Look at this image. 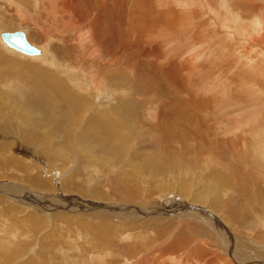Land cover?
I'll return each instance as SVG.
<instances>
[{"label": "rangeland", "instance_id": "374dc122", "mask_svg": "<svg viewBox=\"0 0 264 264\" xmlns=\"http://www.w3.org/2000/svg\"><path fill=\"white\" fill-rule=\"evenodd\" d=\"M63 1L64 2H62V0H58L56 2L54 1L52 2L51 0H34V2L32 1L30 3L31 8L29 9L26 8L24 5H20L22 14H18V12L16 11L14 13L12 12L7 13L5 14V16L2 15L5 18H7L8 25L4 29L0 28V33L5 32V31L13 32L17 30H22L26 33L27 40L31 44L36 45L37 47H41L46 41V39L49 37L50 40L48 43L47 50H48L49 56L51 57V60H52L51 62H53L54 65L53 64L45 65V67L52 69V72H55L56 70L57 74H51V75H57L59 78H62V77L68 78L69 76H75L78 68H77L76 63L74 64L75 68L71 69V71L66 72V71H63V67L60 68L62 63H59V61L63 62V58H64V53H62L61 46H63L66 43V39L68 38V35H71V36L77 35L78 30L80 31L81 29L86 30L87 25L90 23V21L93 20L92 17L98 16V19L96 20L97 22L96 27L99 32V35L95 33V35H97L96 36L97 38L92 39L93 42L90 44V49L88 48V46H86L83 48V51L85 52L87 51V54H91L92 52H95L97 47H100V50H101V52L99 53L100 55H98L95 58V61L90 66H89L90 60H89V57L87 56L86 64L81 65V66H85V68L90 67L89 69H91L94 65L95 68L94 67L92 68V71L94 72H96L98 68L101 69V68L106 67L108 73L111 74V81L109 85L105 87L103 86L104 91L102 90L101 93H98V94L90 93L89 94V90H87L86 88L85 89L88 92H86V90H84L86 93L82 92L84 89V86L82 84L81 86L80 84H78L81 81L80 79H78V77H74L70 79L68 83L72 87V89L75 91V94L77 96L76 100L78 101L77 108L79 109L78 110L79 114L75 117L74 115L67 114L70 117H68V120L64 121L66 117L65 111L70 112V109L67 108L68 104L65 102L67 98L66 96L68 94L66 89L64 87H57L54 85H52V87L45 86L42 83V80H43V76H41L42 74L39 72L38 69H35V68L33 69V67L28 66V67H25V69L18 70V71H17V68L13 69L11 66H9V64L12 61L14 62L18 61L21 63V65H23L25 64V62H27V59L30 57H25V56L21 57V55H18V54L22 52H19L14 49L16 52L12 53L13 48L12 47L7 48V50L11 51V52H8L10 53L11 58L14 56L13 57L14 60L12 59L11 61V59H7L8 54L5 53L7 54L4 57L5 60L0 59V68L3 69V70L0 69V72H1L0 74L3 77L6 74L5 77L7 78L8 75H12V74H9L10 72L12 73L19 72L18 74H22L23 77L26 75L25 76L26 79L21 80V78L13 75L11 76L13 78L10 77L11 81L9 82V81L4 80L3 78L2 79L0 78L1 80H4L5 84L11 83V85H6V86L5 84H3L4 86L0 85V91H5L6 93L8 92L7 95L9 99L8 102L4 103L3 105V107L5 106L4 114L0 115V129L2 126H8L4 128V131L2 130L0 131V143H3V144L5 143V145L8 146L7 151L3 150V147H0V174H1L0 176V194L1 195L0 196H3V201H4V203H2L3 201L0 200V205L4 204L6 206V207L1 206L0 209L2 210V208L3 209L5 208L6 214L7 215L9 214L10 216L12 215V212L14 211V210L12 211L10 207L19 205L20 210H24V211H19L18 212L19 214L17 216L19 219L22 220L23 224L21 227L25 229V227L27 228L28 225L31 226L29 224V221L33 215L42 216V213L40 210H43L44 206L45 208L52 207V211L50 213H53V212L60 213V214L61 213L64 214L66 212L70 213L69 210L63 207L64 202L62 203L60 199L62 198L60 196L61 192L69 197L80 196L86 199L87 201L89 200L92 203V205L88 209L87 207L82 208L80 211V214L84 215L86 214V212L89 215L91 214L90 216L87 215L88 217H84V219L90 223L89 225L91 228L86 229V230L79 229L81 230V232H79L77 235L78 243L76 241L71 242L72 246L69 247L68 245V248H66L64 252V255H67V256L73 255L72 257H75L74 258L75 260H77L76 259L77 255L79 257H82L84 260H89V258H86V256L84 257L85 255L84 252H83L84 255L83 253H80V249H82L80 246L81 245L80 243L82 239L86 238V237H83V233L86 236H88V233L90 231L97 232L102 229V226L100 225L102 221L99 218V214L105 213L108 210H110L109 207L112 208V206H109V203L115 204L113 205V208H115L114 211H117L118 213L123 211V209L119 206L120 205L123 207L125 206L124 207L125 211L122 212L120 215H118L115 218L113 217L114 218L113 219L112 218L113 214H110L112 216H109V219L103 221L105 223L110 224L114 228V232L116 231L115 233L120 234L123 237H125V235L123 234V232H121L120 227H118L120 222H122L121 223L122 226L121 225L119 226H121L123 229H129V228L131 229L135 228V229H140V230L143 229L142 231L144 232H146L147 229L148 230L158 229L163 226H165L167 229L171 222L167 220L166 218H169V217L171 218L174 215H176L170 212L171 209H173V212L178 213L181 211V214L187 216V218H189V216L191 217L190 221L186 220L188 223V228L184 225L179 226L178 229L175 231L176 235L180 233H184V229H188V231L192 233L193 236L196 235V239L202 238V237L205 238L206 235H209V233H211V231L206 230V228L203 227V224L201 223V221L196 220L193 214H190L188 211H185L186 209H184L183 207L184 205L182 203L186 202V205H185L186 208L188 207L192 209L197 208L198 214L205 216L207 218L206 221H209V219L211 218V215H210L212 213L211 211H214V213L217 215V218L214 221H211L213 223V224L211 223L213 229L214 228L222 229L223 224H224L223 222L227 223L228 224L227 228H230L231 232L234 235L239 234L241 237L243 236L245 237V240H243L244 247L246 248L247 252L251 256L252 255L256 256L259 259L263 257L264 256V232L258 233L260 230H263V229H260L255 234L253 233V236H252V233L250 235L245 234L247 233V230H248L247 227L245 228L244 231L238 230L241 226L252 221L251 214L245 215L241 219V220H244V222L237 226L234 225L233 223L229 225V223L225 219V216L228 214V212L231 210L232 207L234 208L233 213H246L248 211H251L252 199H253L252 191L254 190L252 189L253 180H256L258 182L259 188L262 189V192L264 191V130H260V128L256 126L258 124L257 123L258 117L255 113V110H252L253 103H258L257 107L260 106L259 104L264 105V102L262 101V99L257 97V94H256L257 92L255 90L253 91L252 89V87H255L258 89V87L254 85V82L252 81V68H253V64L256 59V56L252 55V53L255 55L256 54L261 55L258 63L264 69V52H262L263 50L262 48L261 50H259L258 47L257 48L253 47L252 42L251 41L249 42V40H247L248 38H253V36L260 34L264 29L263 28L264 26V0H95L97 3L95 4V1H94L93 3L94 6L92 5V9H91L90 4L86 5L87 0L86 1L85 0L84 1L74 0L77 6L76 11L78 12V14H73V18L82 22L83 25H79L78 23H76L74 27H77V28L74 29L73 31H71L73 26H71L70 24H69L70 26L67 25L68 21L66 22V20L69 19V18L67 19V17H69V14L66 13L68 11L66 10V8L69 9L68 8L69 1H73V0H68V1L63 0ZM6 2L7 0H0V4H1L0 9H3L4 6L7 5ZM105 2L108 4H106ZM39 3L41 4V6L39 5ZM42 4L44 5L46 9H44ZM132 11H134L135 14ZM136 11L138 12L136 13ZM141 12H144L146 16L143 15L144 13L141 14ZM167 12H170V13L172 12L173 14L171 13L169 16ZM47 13H50L51 15L49 14L48 16ZM138 13L139 15L137 16ZM151 13L154 15H152ZM64 14L67 16L65 17ZM88 15L89 17H87ZM124 15L126 18L124 17V19H121V17L123 18ZM132 15L133 17H135L134 18L135 20L132 19L133 18ZM173 15L174 16L176 15L175 16L176 18H174ZM178 15H180V17ZM165 17L166 19H164ZM137 18H139L138 22L136 21ZM169 18L171 20H168ZM149 19L150 20L156 19L154 26L152 27L150 26L148 27V25L146 26V24L150 22ZM144 21L145 22L148 21V22L144 23ZM168 21H170V25ZM133 22L136 25H134V27L132 28L131 24ZM116 23L118 26L119 25H124V26L114 27ZM138 23H139V26H138ZM161 23H163L162 26L164 28H162ZM256 23H258L259 26H257ZM140 25L142 27L146 26V30L144 31V33L141 34V37L140 35H138L139 32H137L135 28V27H141ZM167 25H169L170 28H167L168 27ZM185 30L186 32L189 30V33L188 32L186 33ZM127 31H130V32H127ZM231 31L234 32L235 34L234 36H236V38L232 37L229 34ZM56 34L59 35V38H57L56 36L53 37V35H56ZM82 35H83V31L80 33V37L78 39H81ZM160 35L162 37H160ZM0 40H1V34H0ZM0 42H1L2 47L5 48L6 47L5 44H2V41ZM70 43L72 42L70 41ZM244 46L250 52L247 59L241 56L240 51H239L240 48H243ZM2 47L0 50H2ZM258 51L261 53L259 54ZM25 55H28V54H25ZM80 56L82 58L84 57V54L82 53V51H81ZM125 61L126 63H124ZM186 61L190 62L191 69L193 65L196 66L194 71L190 69L187 71V69L181 65L183 62H186ZM38 62H41L40 59ZM111 63H114L115 65L112 67L113 64ZM129 63L130 65L132 64V67L128 66ZM171 64L174 65L173 66L174 69L171 66ZM151 65L153 68L151 67ZM176 67L178 68L179 72L176 70L177 69ZM35 70L42 80L39 79V77L36 74H34ZM172 71L174 74L172 73ZM2 72H4V74ZM236 75H238L237 77L238 81L237 82L235 81L236 82L235 85L233 84L229 85V83H233V81L237 79ZM232 77L234 78L233 80H231ZM76 79H78L79 81ZM165 79L167 82L165 81ZM15 81H20V82L23 81L22 82L23 84L20 83L19 84L20 86L18 85L17 87L15 84ZM245 81L246 82L248 81V82L245 83ZM34 82L41 85L39 87L42 89V91L46 95V97L43 99L44 101L50 100L52 103L63 104V105H60L61 106L60 109H56V111L62 110L65 113L64 117L63 115H59V117L58 115L56 116L57 121L59 120L58 123H54V124H58V131L56 133L52 132L53 128L47 121H45V124H46V129H45L44 125L42 124V121H40L41 120L40 118L37 119V117H34V119L35 120L37 119L38 122L37 121L33 122L32 117L26 116L25 118H23L22 115H17L19 109L21 108V105L19 101L17 100V97H18L16 95L18 93L17 91L34 89L35 87ZM73 82H74V85H73ZM31 84L33 85V87ZM75 84H78L79 86L77 85L75 86ZM69 85H68V89L72 90L69 87ZM97 85L98 87H100L101 82H98ZM161 85L163 86L162 90H160ZM39 87H35V88L38 89ZM146 88L148 90V93H146L145 96H140L141 98L139 99L131 97V96L129 97V95L125 93L126 90H129V89H132L133 91L141 90L140 92H143L144 89ZM57 89H58V92L60 91L59 95H56ZM11 91L12 92L14 91L13 94ZM116 93L118 94L119 99L116 97L117 96ZM80 97L83 99L80 100L79 99ZM114 97H116L117 99L114 100L115 99ZM161 98L163 99V101ZM147 99L149 102L152 100V102H154L153 104L159 107L158 108L156 106L158 113L156 112L157 114L155 113V115H151L152 119H149L150 117H148L146 119L147 121H145L144 119L145 116L141 115L140 113L139 114L141 117H139V114L135 117L129 113L128 108L126 107V105L131 106L129 104L136 105L135 108L133 109H136L138 107L140 112L142 113L149 111L144 108V104H145L144 100H147ZM169 100H171L172 102ZM149 102L148 103L146 102V104H148L147 106H150L149 104H152ZM164 103L165 105H163ZM94 104H96V106H102L103 108H105V110H103L101 107H100L101 109H97ZM91 105H94V106H91ZM121 105H124V107ZM161 105H163L164 107L166 106V107L164 108L165 113L160 115ZM111 106L117 109L119 113L123 112L122 114L124 115H122V119L123 118L127 119L129 117L132 121L128 119V120H125L126 121L125 122L124 119L122 120L120 116H119L120 119L117 118L118 116L116 115L117 114L115 112L116 110L114 111L112 108H110ZM182 106H184L185 107L184 109L185 110L187 109L188 112L193 111V116L190 119V127H191L190 129H192V132L190 133L189 131L188 138H187V141L185 142L186 143L185 145H183L181 142L182 140H180L179 143L176 144L175 148L169 151L170 152L169 153L168 151H165L160 148V144L164 140V135L160 136V134L158 133L159 137L154 136L157 134L156 129H155L156 122H157V127H158L160 123L158 121L162 120L163 124H166V129L168 127L167 124L171 123L173 125L172 129L175 130L176 127L174 126L175 124L176 125L179 124L180 118L178 115L174 116V113L176 112L177 107L181 108ZM119 107L122 108L123 110L126 109V112L128 114L122 111V109L120 110ZM13 108L15 111H13ZM212 108H213V111H212ZM31 109L32 108L30 107V110L26 112L29 113V115L31 113L35 114L34 113L35 111ZM41 109L42 108H40V110ZM100 110H102V112ZM105 111L106 112L108 111V113L110 114L105 115L104 114L106 113ZM161 111L164 112L163 107ZM173 111L174 113H172ZM1 113L2 112H0V114ZM86 113L88 116H86ZM60 116L63 118H61ZM84 116L87 118H85ZM89 118L95 119V121L97 122L102 121V123L104 124H106L108 121V123L106 124L107 127H109L108 124H110L109 122L112 120V123L118 124L119 126L121 125L120 129L121 128L124 129V134L128 132L127 133L128 136L126 139L128 140L130 139L129 142L131 144L128 143L130 145H126V144L122 145V148H124V149L121 148L123 153L120 159L122 158L121 159L122 161L118 159L116 160V157L112 156L111 149H109L110 151L107 150L105 152L104 150L105 147L102 145L101 142L99 144L93 143L94 145L93 146L92 143L90 144L88 142H87L88 143L87 145L85 140L82 139V133L87 128V123H88ZM204 121H206V123L207 122L209 123V126L211 128L210 134H207L208 131L205 130L206 126L203 125ZM60 123L62 124L64 123L63 128L61 127ZM153 123H155V126L152 127ZM111 125L113 126V124ZM65 127L66 129L68 128L69 130L68 129L66 130ZM232 127L236 128L237 132L231 129ZM131 128H136L139 131H143V133L145 134L144 138L145 137L147 138V139L145 138L146 140L143 138L146 147H142V146L140 147L139 141L136 140L137 141L136 142L135 140H133L136 138H134L133 135L130 134L132 132V131H129L131 130ZM149 134L151 136L150 138L152 139V141L149 140L150 139ZM42 135L51 136V140L49 137H48V141L45 140L44 138L46 137H43ZM120 135H121V131H120L119 136ZM236 135H240V136L236 137ZM68 138H71V139L68 140ZM10 139L14 142V144ZM63 141L65 143H72V144L71 146H66L63 143ZM133 141L136 142V145H135V142ZM57 144H63L67 147V150L70 149L74 155L73 156L74 159L66 158V161L63 162L62 161L63 156L59 155L60 160H61L60 161L55 151V146ZM85 145L88 147H83ZM127 146L128 147L130 146L129 149ZM168 147L169 146L165 148L168 150L169 149ZM17 148L20 149L18 150V152L16 151ZM137 148H139L138 149L139 151L137 150ZM152 148H156L157 150H153ZM174 149L179 150V152L175 151ZM182 149H184V151L187 152L186 153L187 155L185 154V152L183 153L184 155L182 153H181L182 155L179 154L182 151ZM137 152L139 153V156ZM90 153L93 155H97L98 153H100L99 156L102 158L104 155V158H107L105 160L106 163H109V164H107L105 168L99 169V172H98V168L101 167L102 163L99 164L98 162H95L91 159L89 160V162H91L90 164L94 166V168L92 169V167H89V163L85 162L84 160V157H88ZM151 154L152 155L157 154V156L154 158L152 157ZM161 154H164V155L161 156ZM145 156H148V158L151 156L152 158L150 157V161L158 162L160 163V165L164 166L163 173L160 174L157 171H154V170L152 171V170H148L147 168H145L144 163L147 159L145 158ZM14 157L15 158L17 157L16 159L22 162H24L25 160L24 163L25 165H27V167L25 168L23 172L19 171L16 174L15 173L16 170H14L15 166L12 164L14 166L12 167L11 164H9L10 158L13 159ZM163 157H164V160L162 161ZM153 159H156V160H153ZM118 161L120 163H123V165L120 164ZM172 162L174 165L171 164ZM111 163H118V164L114 166L113 168H110L111 166L109 165H112ZM132 164L134 165L132 166ZM125 166H128V167H125ZM177 166H179V168L176 169ZM132 167L133 168L135 167L134 168L135 170ZM180 167H182V169ZM120 168L121 169L127 168L126 170L132 171L133 175L131 178L134 183L133 182L131 183L130 190L134 188L138 191V195L134 194L136 198H131V197L123 198L122 193L119 194V192L115 191L118 189L116 188L114 183H110L112 176L114 174L120 173V172L118 173V170H120ZM17 169L21 170V168H17ZM52 170H55L54 173H56V175L58 173V176H54L56 179L52 177V173H51ZM15 174L17 178L13 179L12 176H15ZM71 176L73 178H71ZM34 177H40V179L44 182L43 185L44 186L47 185L48 188L42 189L41 187L33 186L31 180ZM107 177L110 179V181L107 180ZM169 177H171V179ZM160 178L161 180L159 181L156 180ZM75 179H77L78 182H75L74 181ZM80 180L81 182H79ZM224 180L229 181V182H225ZM8 181L9 182L11 181V182L9 183ZM160 181L161 182L165 181L166 185L164 184L165 182L162 185H159L161 183ZM147 182H149L150 184ZM75 183H78L79 185H82L83 187H85L84 189L85 191L87 190L88 193L92 191V188L95 189V188L103 187L102 189L103 194H105L107 197L106 198L100 197V199H98L96 198V196L99 194H96L95 191H94V194L90 192L89 195L85 196L81 192L77 191L76 189L67 187L68 185L73 186ZM215 183L217 185H215ZM228 183H232V184H228ZM6 184L8 185L13 184V186L14 185L16 186L12 187V189L11 188L8 189L9 186ZM18 184L22 186L24 185V186L22 187V186H19ZM50 186H52L51 189H50ZM246 187H248L250 190V193L248 196H246L244 193L240 191V190H245ZM235 188H236V192L234 193L232 192V189L235 190ZM29 190L31 191L34 190V192L32 191L33 195L31 193H30L31 196L27 194ZM35 190L38 191V193L40 192L43 193L42 195L45 196L43 197L45 199L38 198L39 196L37 193H35L36 192ZM22 191H24L25 193ZM23 194L25 195V198H23ZM15 197H16V201H15ZM197 197L200 198L201 200L196 201L195 199ZM8 199L10 200L8 201ZM50 199L53 201L55 200L56 202H53ZM216 199L220 200L219 204H216L214 202ZM14 201H15V204H14ZM49 201L55 205H52ZM11 202L14 205H12ZM190 204L192 206H190ZM136 206L141 207L143 209H145L147 206L151 208L152 211L155 210V212L147 211L148 214H144L145 211L141 209L140 210L141 214H144V215L137 216L138 219H135L134 215H136L137 212L140 213L139 211L135 209ZM202 206L203 208H201ZM67 207L69 206L67 205ZM214 207H215V210L213 209ZM220 207H223L224 211L220 210ZM120 209L122 210L119 211ZM208 209L211 210L209 211L210 214L207 213ZM188 213H189V216L187 215ZM95 214H98V215H95ZM101 215H104V214H101ZM129 218L130 220L131 218H134V219L133 221H130ZM52 220H53V214H52ZM96 220H98L99 222H97ZM131 222H133V224ZM5 223L6 225L3 231H1L2 224L0 223V231H1L0 235L7 234L8 238L4 243H0V247L10 246L12 243L16 242L18 239L21 241H25V245L23 248H27L26 249L27 252L22 253L21 255L17 256L18 258H16V260L13 261V264H18L19 262H22L23 260L29 258L30 256H33L34 261L39 263L40 261L39 254H36L33 251L38 250L40 237L43 236L42 233L47 234L48 231L51 232L52 228H50L49 226L46 229H41L40 230L41 232H37L39 234H37V236L35 237L34 243L31 244L33 234H31L30 231L26 232L24 230L25 232L23 231V233H20L18 230H14V229L12 230L10 228V219H8V221H5ZM49 223H51V220H49ZM92 224H96V225L93 226ZM172 225H177V224H172ZM74 226L76 229L78 226V223H75ZM167 230H170V228H168ZM16 233L18 235H15ZM15 237H17V239ZM134 237L139 238L136 236ZM247 237H250V238H247ZM49 238H50V235H48V240ZM119 241L122 242V237H120ZM120 242L118 243L119 245L115 244V246L109 245L108 247H106L109 250H114L117 252V253L115 252L116 258L114 257L115 255H113L112 258H110L109 260H106V261H109V263L111 264L112 263L116 264L117 262L118 264H120L123 262L122 261L123 258H120L122 256L120 254V249L122 248L118 247L121 244ZM76 244L79 245L80 248H78L79 246L73 247ZM192 248L195 250L194 245H192ZM76 249L78 250V252L76 251ZM137 249H140V248H137ZM71 250L73 253L70 252ZM29 251L32 253H30ZM191 253L192 251L190 250L187 253H181V255L186 257V256H189ZM63 256L60 258L66 259L67 261L71 262L70 257H68L67 259V257L65 256L63 257ZM202 260L203 259L199 257L197 258L196 262H191L188 264H194V263L195 264H208V263H202ZM176 261L177 259L175 260V262ZM89 262H91V264H97L96 262H93L92 260L88 261L87 263L89 264ZM203 262H205V260H203ZM10 264H12V262ZM66 264H72V263H66Z\"/></svg>", "mask_w": 264, "mask_h": 264}, {"label": "bare ground", "instance_id": "6f19581e", "mask_svg": "<svg viewBox=\"0 0 264 264\" xmlns=\"http://www.w3.org/2000/svg\"><path fill=\"white\" fill-rule=\"evenodd\" d=\"M34 2V0H7V2H6V6H4V8L3 9H0V28H6L7 27V25H8V21H7V18H5L4 16H5V14H7V13H10V12H12V13H14V12H18V14H22L21 13V7H20V5H24L26 8H31V6H30V3L31 2ZM52 2L54 1V2H56V1H58V0H51ZM68 1V0H67ZM79 1H81V0H79ZM84 1V0H83ZM86 1V0H85ZM90 3H89V2ZM94 1L95 0H87V3H86V5L87 4H90L91 5V9H92V5H93V3H94ZM16 2V3H15ZM40 2V1H39ZM62 2H64L63 0H62ZM62 2H61V4H62ZM50 3V2H49ZM97 2L95 1V4H96ZM106 3V2H105ZM122 3V2H121ZM33 4V3H32ZM66 4V3H65ZM79 4V3H78ZM80 4H82V3H80ZM106 4H108V3H106ZM1 5V4H0ZM34 5V4H33ZM39 5L41 6V4L39 3ZM43 5V4H42ZM68 5V4H67ZM85 5V4H84ZM110 5V4H109ZM49 6H50V4H49ZM69 7V9H67L65 6V8H66V10H68L66 13H68L69 14V17H67V19L68 20H66V22L68 21V23H67V25H71V26H73V28L71 29V31H73L74 29H76L77 27H74V25L76 24V23H78L79 25H83L82 24V22H80L79 20H77V19H74L73 18V14H78V12L76 11V4H75V2H74V0L73 1H69V5H68ZM94 6V5H93ZM213 6V5H212ZM43 7H44V5H43ZM43 7H41V8H43ZM87 7V6H86ZM85 7V8H86ZM89 7V6H88ZM100 7V6H99ZM108 7V6H107ZM216 7V6H215ZM23 8V7H22ZM56 8V7H55ZM96 8V7H95ZM44 9H46L45 7H44ZM57 9V8H56ZM55 9V10H56ZM64 9V8H63ZM90 9V8H89ZM103 9V8H102ZM31 10V9H30ZM53 10V9H52ZM95 10V9H94ZM50 11V10H49ZM60 11V10H59ZM59 11H58V13H59ZM105 11V10H104ZM172 11V10H171ZM64 12V11H63ZM96 12V11H95ZM117 12V11H116ZM134 14H135V12L134 11H132ZM138 11H136V13H137ZM153 12V11H152ZM166 12V11H165ZM98 13H99V11H98ZM97 13V14H98ZM142 13H144V12H141V14ZM163 13V12H162ZM168 13V15L170 16V14L172 13H170V12H167ZM48 14V16H49V14L50 13H47ZM152 14V13H151ZM156 14V13H155ZM159 14V13H158ZM166 14V13H165ZM173 14V13H172ZM183 14V13H182ZM2 15H4V16H2ZM51 15V14H50ZM65 15V14H64ZM80 15V14H79ZM82 15V14H81ZM101 15V14H100ZM99 15V16H100ZM116 15V14H115ZM121 15V14H120ZM120 15H119V17H120ZM139 15V13L137 14V16ZM144 16H146V14L144 13L143 14ZM142 15V16H143ZM152 15H154V14H152ZM163 15V14H162ZM184 15V14H183ZM67 15H65V17H66ZM135 16V15H134ZM136 16V17H137ZM141 16V15H140ZM157 16V15H156ZM159 16V15H158ZM167 16V15H166ZM174 16V15H173ZM176 16V15H175ZM174 16V18H176ZM179 17H180V15H178ZM177 16V17H178ZM7 17V16H6ZM64 17V18H65ZM79 17V16H78ZM87 17H89V15L87 16ZM124 17H125V15L123 16V18L121 17V19H124ZM132 17H133V15H132ZM83 18V17H82ZM93 18V20L92 21H90V23L87 25V29L86 30H83V29H81V31L80 30H78V34L77 35H68V38L66 39V43L63 45V46H61L62 47V53H64V58H63V62L61 61H59V63H62L61 64V66H60V68H62L63 67V71H71V69H74L75 68V63L77 64V72H76V74H75V76H69L68 78H64V77H62V78H59L57 75H51V74H57L56 73V70H55V72H52V69H49V68H47V67H45V65H51V64H53V62H51L52 60H51V57L49 56V54H48V50H47V47H48V43H49V37L46 39V41L44 42V44L41 46V47H39L40 49H41V53L40 54H34V55H25V54H23V53H20V54H18V55H21V57H30V58H26L27 59V62H25V64H23V65H21V63L20 62H18V61H16V62H14V61H12V59H13V57L11 58V55H10V53H8V52H11V51H9V50H7V48H9V47H11L10 45H8L5 41H3V38L1 37V40L0 41H2V44H5V48H3L2 47V45H1V42H0V46L2 47V50H0V59H4V57H5V55H7L8 54V56H7V59H11V63L9 64V66H11L13 69H16L17 68V71L18 70H22V69H25V67H28V66H30V67H33V69L35 68V69H38L39 70V72L42 74L41 76H43V80L40 78V76L36 73V70H35V73L34 74H36L38 77H39V79H41L42 80V83L45 85V86H49V87H52V85H54V86H57V87H64L65 89H66V91H67V98H66V103L68 104L67 105V108H69L70 109V112H67V111H65V113H64V111H62V110H59V111H56V109H60L61 108V106L60 105H63V104H57V103H52L50 100H46V101H44L43 99L46 97V95H45V93L42 91V89L39 87V86H41V85H39L38 83H35L34 82V84H35V87H39L38 89H36L35 87H34V89H29V90H18L17 92V100L19 101V103H20V105H21V108L19 109V111H18V114L17 115H22L23 116V118H25L26 116L27 117H32V120H33V122L34 121H37V119L38 118H40L41 120L40 121H42V124L44 125V127H45V129H46V124H45V121H47L51 126H52V128H53V131L52 132H57L58 131V124H54V123H58V121H57V119H56V116L58 115V117H59V115H63V117H64V114H65V119H64V121L65 120H68V117H70V116H68L67 114H70V115H74V117L75 116H77L78 114H79V109L77 108V106H78V101L76 100V98H77V96H76V94H75V91L72 89V87L69 85V80L70 79H72V78H74V77H78V79H80L81 81V83L79 82L78 84H80V86H81V84L84 86V89H83V93H86V92H88L87 90H89V94L90 93H101L102 92V90L104 91V87L105 86H107V85H109L110 84V81H111V74L110 73H108V71H107V69H106V67L105 68H98V70H96V72H94V71H92V68L94 67L95 68V66L93 65V67L91 68V69H89L90 67V65L91 64H93V62L95 61V58L98 56V55H100L99 53L101 52V50H100V47H97L96 48V50H95V52H92L91 54H87V51L85 52V51H83V48L84 47H86V46H88V48L90 49V44L93 42V40L92 39H95V38H97L96 36L97 35H99V32H98V30H97V27H96V20L98 19V16H94V17H92ZM116 18V17H115ZM126 18V17H125ZM135 17H133L132 19L133 20H135L134 19ZM140 18V17H139ZM139 18H137V22H138V19ZM145 18V17H144ZM153 18V17H152ZM158 18V17H157ZM160 18H161V16H160ZM163 18V17H162ZM173 18V19H174ZM81 19V18H80ZM86 19V18H85ZM118 19V18H117ZM141 19V18H140ZM164 19H166V17L164 18ZM181 19V18H180ZM88 20V19H87ZM111 20V19H110ZM145 20V19H144ZM150 20V19H149ZM155 20L156 19H151L150 20V22H148V21H146V22H148L147 24H146V26L148 25V27L150 26V27H152V26H154V23H155ZM168 20H171L170 18L168 19ZM116 21V20H115ZM143 21V20H142ZM142 21H141V23H142ZM23 22V21H22ZM117 22H119V21H117ZM136 22V23H137ZM145 21H144V23H146ZM162 22V21H161ZM257 22V21H256ZM86 23V22H85ZM126 23V22H125ZM134 23V22H133ZM131 24L132 25V28L134 27V25H136L135 23L134 24ZM140 23V22H139ZM139 23H138V26H139ZM168 23H169V25H170V21H168ZM167 23V24H168ZM120 24H122V23H120ZM162 24L163 23H161V26H162ZM69 25V26H70ZM130 25V26H131ZM169 25H167L166 27L167 28H170V26ZM256 25L257 26H259L258 25V23H256ZM78 26V25H77ZM115 26H118L117 25V23L114 25V27ZM119 26H124V25H119ZM118 26V27H119ZM141 26V25H140ZM144 26V25H143ZM146 26H144V27H135L136 28V31L137 32H139V34L138 35H140V37H141V34L142 33H144V31L146 30ZM171 26H172V24H171ZM174 26V25H173ZM188 26V25H187ZM253 26V25H252ZM256 26V27H257ZM128 27V26H127ZM85 28H86V26H85ZM162 28H164L163 26H162ZM166 28V29H167ZM253 28V27H252ZM263 28H264V26H263ZM261 29V28H260ZM102 30V29H101ZM124 30H126V29H124ZM160 30V29H159ZM253 30V29H252ZM40 31V30H39ZM83 31V35H82V38L81 39H78L79 37H80V33ZM154 31V30H153ZM169 31V30H168ZM30 32V31H29ZM50 32V31H49ZM80 32V33H79ZM122 32H123V30H122ZM127 32H130V31H127ZM171 32V31H170ZM185 32H186V30H185ZM184 32V33H185ZM188 33H189V30L187 31ZM186 32V33H187ZM260 32H261V30H260ZM3 32H1L0 34H2ZM48 33V32H47ZM51 33V32H50ZM63 33H64V31H63ZM95 33L97 34V35H95ZM113 33V32H112ZM194 33V32H193ZM257 33H258V31H257ZM157 34V33H156ZM232 37H235L236 38V36H234L235 34H234V32H230L229 33ZM152 35H154V34H152ZM170 35H172V34H170ZM192 35H194V34H192ZM54 36H56L57 38H59V35L58 34H56V35H53V37ZM95 36V37H94ZM126 36V35H125ZM150 36V35H149ZM157 36V35H156ZM52 37V36H51ZM50 37V38H51ZM160 37H162L161 35H160ZM116 38V37H115ZM118 38H119V36H118ZM247 39V38H246ZM117 40H119V39H117ZM247 40H249V42L251 41L252 42V46L253 47H258L259 48V50H261V48L263 49L262 50V52H264V29H263V31L260 33V34H257V35H255V36H253V38H248ZM70 41L72 42V43H70ZM115 41V40H114ZM169 41V40H168ZM167 41V42H168ZM195 41V40H194ZM113 42V41H112ZM158 42V41H157ZM119 44V43H118ZM33 45V44H32ZM62 45V44H61ZM196 45V44H195ZM242 45V44H241ZM36 46V45H35ZM119 46V45H118ZM117 46V47H118ZM128 46V45H127ZM197 46V45H196ZM233 46V45H232ZM1 47H0V49H1ZM113 47V46H112ZM120 47V46H119ZM123 47V46H122ZM133 47V46H132ZM13 48V47H12ZM92 48V47H91ZM127 48V47H126ZM125 48V49H126ZM235 48V47H234ZM255 48V49H256ZM15 48H13L12 49V53H14V52H16L15 50H17V49H15ZM58 49V48H57ZM103 49V48H102ZM118 49H120V48H118ZM247 48H245V46L243 47V48H240V54H241V56H243L244 58H248V56H249V51H248V49L246 50ZM86 50V49H85ZM4 51V52H3ZM18 51V50H17ZM71 51V52H70ZM81 51H82V53L84 54V57L82 58L81 56H80V54H81ZM105 51V50H104ZM156 51V50H155ZM253 51V50H252ZM20 52V51H19ZM70 52V53H69ZM231 52V51H230ZM259 52V51H258ZM5 53H7V54H5ZM125 53V52H124ZM165 53V52H164ZM255 53V52H254ZM261 52H259V54H260ZM118 54V53H117ZM126 54V53H125ZM10 55V56H9ZM108 55V54H107ZM135 55V54H134ZM252 55H254V56H256V59H255V62H254V64H253V68H252V81L254 82V85H256L257 87H258V89L257 88H255V87H252V89H253V91L255 90L257 93V97L258 98H261L262 99V101L264 102V69L262 68V66L258 63V61L260 60V57H261V55H258V54H253L252 53ZM89 57V60H90V64H89V68H85V66H81V65H85L86 64V57ZM124 56V55H123ZM81 57V58H80ZM242 57V58H243ZM120 58V57H119ZM239 58V57H238ZM241 58V59H242ZM243 58V59H244ZM16 59V58H15ZM39 59H40V61L41 62H38L39 61ZM54 59H56V58H54ZM116 59H117V57H116ZM263 59V58H262ZM5 60V59H4ZM14 60V59H13ZM20 60H21V58H20ZM61 60V59H60ZM239 60V59H238ZM34 61V62H33ZM229 61V60H228ZM8 62V61H7ZM136 62V61H135ZM247 62V61H246ZM124 63H126V61L124 62ZM124 63H123V65H124ZM128 63V62H127ZM133 63V62H132ZM173 63V62H172ZM99 64V63H98ZM108 64H110V63H108ZM111 64H113L112 65V67L115 65L114 63H111ZM54 65V64H53ZM122 65V64H121ZM145 65V64H144ZM184 68H186L187 69V71L190 69V70H195V68H196V66H194L193 65V67H192V69H191V65H190V62H183L182 64H181ZM234 65H235V63H234ZM4 66V65H3ZM96 66H97V64H96ZM107 66H109V65H107ZM119 66H120V64H119ZM128 66L129 67H132V64L130 65V63L128 64ZM143 66V65H142ZM171 66L173 67L174 65H172L171 64ZM176 66H178V65H176ZM86 67H87V65H86ZM125 67V66H124ZM145 67H147V66H145ZM151 67H152V65H151ZM153 68V67H152ZM177 68V67H176ZM225 68V67H224ZM223 68V69H224ZM1 69V68H0ZM12 69V70H13ZM89 69V70H88ZM111 69V68H110ZM120 69V68H119ZM149 69V68H148ZM171 69V68H170ZM173 69H174V67H173ZM182 69V68H181ZM1 70H3V69H1ZM10 70V69H9ZM11 70V71H12ZM38 70H37V72H38ZM152 70H154V69H152ZM177 71H178V68L176 69ZM14 71V70H13ZM27 71V70H26ZM53 71H54V69H53ZM131 71V70H130ZM151 71V70H150ZM169 71H171V70H169ZM183 71V70H182ZM186 71V72H187ZM231 71V70H230ZM234 71V70H233ZM10 72V71H9ZM109 72H111V71H109ZM155 72V71H154ZM160 72V71H159ZM175 72V71H174ZM179 72V71H178ZM1 73V72H0ZM3 74H4V72H2ZM19 73V72H18ZM18 73H12V72H10L9 74H12V75H8L7 76V78L5 77V75H4V77L0 74V78L2 79H4V80H6V81H11V79H10V77L11 76H13V75H15V76H17V77H19V78H21V80L22 79H26L25 78V76L23 77V75L22 74H18ZM172 73H173V71H172ZM221 73V72H220ZM239 73V72H238ZM153 74V73H152ZM168 74V73H167ZM174 74V73H173ZM236 74V73H235ZM179 75H181V74H179ZM178 76V75H177ZM176 76V77H177ZM179 77H181V76H179ZM238 77V75H236V78ZM11 78H13V77H11ZM0 79V80H1ZM37 79V78H36ZM78 79H76V80H78ZM136 79V78H135ZM160 79V78H159ZM234 78L232 77L231 78V80H233ZM4 80H1L0 81V85H2V86H4L3 84H5V82H4ZM180 80V79H179ZM226 80V79H225ZM72 81V80H71ZM70 81V82H71ZM79 81V80H78ZM165 81H166V79H165ZM238 81V78L237 79H235L234 81H233V83H229V85H231V84H233V85H235V83ZM249 81V80H248ZM247 81V82H248ZM23 81H15V84H16V86L18 87V85L20 84V83H22ZM24 82H25V80H24ZM40 82V81H39ZM63 82V83H62ZM98 82H101V86L100 87H98V85H97V83ZM159 82V81H158ZM163 82V81H162ZM167 82V81H166ZM232 82V81H231ZM246 81H245V83H247ZM77 83V82H76ZM244 83V82H243ZM23 84V83H22ZM78 84H75V86L77 85V86H79ZM168 84V83H167ZM239 84V83H238ZM242 84V83H241ZM6 85H11V83L9 84H5V86ZM25 85V84H24ZM32 85V84H31ZM68 85H69V87L73 90H70V89H68ZM73 85H74V82H73ZM254 85H252V86H254ZM1 86V87H2ZM13 86V85H12ZM20 86V85H19ZM104 86V87H103ZM32 87H33V85H32ZM20 88V87H19ZM76 88V87H75ZM87 90H86V89ZM221 88V87H220ZM24 89H25V87H24ZM154 89V88H153ZM163 89V86L161 85V89L160 90H162ZM8 90H10V89H8ZM78 90H80V89H78ZM84 90H86V92L84 91ZM107 90V89H106ZM214 90V89H213ZM141 90H137V91H133L132 89H129V90H126V94L127 95H129V97L131 96V97H134V98H141L140 96H145V94L146 93H148V90H147V88L146 89H144V91L143 92H140ZM146 91V92H145ZM12 92V91H11ZM14 92V91H13ZM13 92H12V94H13ZM8 93V92H7ZM7 93L5 92V91H0V112H2L0 115H2V114H4V112H5V110H4V108H5V106L3 107V105H4V103H7L8 102V95H7ZM137 93H139V94H137ZM159 93V92H158ZM60 94V91L58 92V89L56 90V95H59ZM82 94V93H81ZM109 94V93H108ZM117 94V93H116ZM155 95H156V93H155ZM161 95V94H160ZM81 96V95H80ZM95 96H97V95H95ZM106 96H107V94H106ZM105 96V97H106ZM116 96V95H115ZM163 96V95H162ZM15 97V96H14ZM79 97V96H78ZM87 97V96H86ZM117 98H118V94H117V96H116ZM116 97H114L115 99L114 100H116L117 98ZM128 97V96H127ZM164 97V96H163ZM167 97V96H166ZM80 100L81 99H83V98H79ZM119 99V98H118ZM162 99V98H161ZM167 99V98H166ZM93 101V100H92ZM111 101V100H110ZM119 101V100H118ZM145 101V104H144V108L146 109V110H149V111H146L145 113H142V112H140V110H139V108L137 107L136 109H133V108H135V106L136 105H134V104H129V105H131V106H128V105H126V107L128 108V111H129V113L131 114V115H133V116H137L139 113L141 114V115H143V116H145V121H147L146 119L148 118V117H150L149 119H152L151 118V115H155V113L157 112L158 113V111H157V107L153 104L154 102H152V100L149 102L148 101V99L147 100H144ZM162 101H163V99H162ZM168 101V100H167ZM169 101H171V100H169ZM224 101V100H223ZM80 102V101H79ZM146 102L148 103H152V104H149L150 106H147L148 104H146ZM172 102V101H171ZM59 103H61V102H59ZM117 103V102H116ZM95 105V107L97 108V109H103V110H105V108H103L102 106H96V104H94ZM94 105H91V106H94ZM118 105V104H117ZM163 105H165V103L163 104ZM163 105H161V107H160V115L161 114H164L165 113V110H164V108L166 107H164ZM187 105V104H186ZM257 105H258V103H253V109L252 110H255V113H256V115H257V117H258V124L256 125L258 128H260V130H264V105H261V104H259L260 106H258L257 107ZM65 106V105H64ZM121 106H123L124 107V105H121ZM153 106V107H152ZM168 106V105H167ZM15 107V106H14ZM23 107V108H22ZM30 107L33 109V111H35L34 113L35 114H33V113H31L30 115H29V113H27L26 111H28V110H30ZM101 107V108H100ZM106 107V106H105ZM117 107V106H116ZM162 107H163V111L164 112H162L161 111V109H162ZM187 107V106H186ZM189 107V106H188ZM17 108V107H16ZM40 108H42L41 110H40ZM87 108V107H86ZM110 108H112L117 114V118H119V116L121 117V119H122V115H124V114H122V113H119V111H117V109H115L113 106H111ZM109 108V109H110ZM120 108V107H119ZM118 108V109H119ZM159 108V107H158ZM185 107L184 106H182L181 108H178L177 107V110H176V112L174 113V111L172 112V113H174V116L175 115H178L179 116V118H180V122H179V124L178 125H176L175 124V126L174 127H176L175 128V130L174 129H172L173 128V125L170 123V124H167V126L169 127V129H168V127H167V129H166V124H163V121L161 120V121H158V120H160V119H158L157 121L158 122H160L159 123V126L157 127V122H156V126H155V123H153V125H152V127L153 126H155V129H156V132H157V134L156 135H154L155 137H159V134H160V136H163L164 135V140H163V142L160 144V148L161 149H163V150H165V151H171L173 148H175V146H176V144L177 143H179V141L180 140H182L181 142H182V144L183 145H185L186 143V141H187V138H188V134H189V131H190V133L192 132V129H190L191 127H190V119L192 118V116H193V111H190V112H188L187 111V109L185 110L184 109ZM211 108V107H210ZM31 109V110H32ZM109 109H107V110H109ZM111 109V110H112ZM122 108H120V110H121ZM175 109H176V107H175ZM189 109V108H188ZM84 110V109H83ZM13 111H15L14 110V108H13ZM89 111H91V110H89ZM88 111V112H89ZM101 112H102V110H100ZM122 111H124L126 114H128L127 112H126V109H122ZM212 111H213V108H212ZM106 112V111H105ZM13 113V112H12ZM83 113V112H82ZM156 113V114H157ZM91 114V113H90ZM105 115H109L110 113H108V111L106 112V113H104ZM115 114V113H114ZM140 114H139V117H141L140 116ZM85 115V114H84ZM100 115V114H99ZM101 115H102V113H101ZM115 115V116H116ZM159 115V116H160ZM255 115V116H256ZM86 116H88L87 115V113H86ZM92 116V115H91ZM113 116V115H112ZM114 116V117H115ZM127 116V115H126ZM34 117H37V119L35 120L34 119ZM61 117V116H60ZM63 117H61V118H63ZM79 117V116H78ZM77 117V118H78ZM83 117V116H82ZM85 117V116H84ZM97 117H99V116H97ZM104 117V116H103ZM106 117V116H105ZM108 117V116H107ZM123 117H125V116H123ZM85 118H87V117H85ZM84 118V119H85ZM95 118H96V116H95ZM109 118V117H108ZM127 118V117H126ZM143 118V117H142ZM102 119V118H101ZM104 119V118H103ZM110 119V118H109ZM120 119V118H119ZM124 119V121L125 120H128V119H130L129 117L127 118V119H125V118H123ZM122 119V120H123ZM255 119V118H254ZM253 119V120H254ZM22 120H24V119H22ZM97 120V119H96ZM100 120V119H99ZM98 120V121H99ZM105 120V119H104ZM131 120V119H130ZM120 121V120H119ZM132 121V120H131ZM203 121V120H202ZM20 122H22V121H20ZM24 122V121H23ZM38 122V121H37ZM36 122V123H37ZM75 122V121H74ZM85 122V121H84ZM97 121H95V119H91V118H89L88 119V123H87V128L85 129V131L82 133V139H84L85 140V142L87 143H92V145H93V143L94 144H99L100 142L102 143V145L105 147L104 148V150H105V152L107 151V150H109V149H111V154H112V156L113 157H116V160L118 159V160H120V161H122L121 159H120V157L122 156V150H121V148H122V145H124V144H126V145H130L131 143L129 142V140L128 139H126L127 138V136H128V132L126 133V134H124V129L123 128H121L120 129V126L118 125V124H114V123H112V120L109 122L110 124H108L109 125V127H107V123H108V121H107V123L106 124H104V123H102V121H99V122H97ZM126 122V121H125ZM76 123H77V121H76ZM116 123H118V122H116ZM129 123V122H128ZM208 123V122H207ZM206 123V121H204V124L203 125H205L206 126V128H205V130L206 131H208L207 132V134H210L211 133V128H210V126H209V123L207 124ZM22 124H24V123H22ZM33 124V123H32ZM39 124V123H38ZM64 124V123H63ZM62 123H60V125H61V127L63 128V125ZM85 124V123H84ZM111 124H113V126L111 125ZM121 124V123H120ZM10 125V124H9ZM135 125H136V123H135ZM192 125V124H191ZM149 126H150V124H149ZM6 127H8V126H2L1 127V129H0V131L2 130V131H4V128H6ZM11 127V126H10ZM36 127V126H35ZM40 127V126H39ZM38 127V128H39ZM79 127V126H78ZM83 127V126H82ZM127 127H128V125H127ZM144 127V126H143ZM41 128V127H40ZM49 129H50V127H49ZM65 129H66V127H65ZM68 129V128H67ZM66 129V130H67ZM75 129V128H74ZM128 129V128H127ZM126 129V130H127ZM203 129V128H202ZM213 129V128H212ZM228 129V128H227ZM231 129H233L234 131H236L237 129L236 128H231ZM39 130V129H38ZM43 130H44V128H43ZM69 130V129H68ZM204 130V131H205ZM120 131H121V135L119 136V134H120ZM128 131V130H127ZM129 131H132L130 134H132L133 135V137L134 138H136V139H133V140H138L139 141V144H140V147L142 146V147H146L145 146V142H144V139L146 138H144V133H143V131H139V130H137L136 128H131V130H129ZM147 131V130H146ZM152 131V130H151ZM27 132V131H26ZM25 132V133H26ZM45 132V131H44ZM237 132V131H236ZM19 133V132H18ZM148 133V132H147ZM151 133H153V132H151ZM159 133V134H158ZM46 134H47V132H46ZM45 134V135H46ZM53 134V133H52ZM16 135V134H15ZM45 135H42L43 137H46V138H44L45 140H47L48 141V137L50 138V140H51V136H45ZM212 135V134H211ZM154 136H152V137H154ZM239 137L240 135H236V137ZM132 137V138H133ZM151 136H150V134H149V138H150ZM7 138V137H6ZM144 138V139H143ZM38 139V138H37ZM71 138H68V140H70ZM147 139V138H146ZM145 139V140H146ZM190 139V138H189ZM234 139V138H233ZM11 140V139H10ZM9 140V141H10ZM149 140H151L152 141V139L150 138ZM6 141V140H5ZM8 141V140H7ZM12 141V140H11ZM10 141V142H11ZM135 141H133V142H135ZM13 142V141H12ZM25 142V141H24ZM80 142H82V141H80ZM137 142V141H136ZM136 142H135V145H136ZM220 142V141H219ZM31 143H32V141H31ZM63 143L66 145V146H71V144L72 143H65L64 141H63ZM88 143H87V145H88ZM128 143H130V144H128ZM13 144H14V142H13ZM21 144V143H20ZM56 144V143H55ZM138 144V143H137ZM22 145V144H21ZM30 145V144H29ZM65 145H63V144H57L56 146H55V151H56V153H57V156H58V158H59V160H60V156L59 155H61V156H63V162H65L66 161V158H72V159H74L73 158V153L71 152V150L69 149V150H67V147L65 146ZM152 145V144H151ZM150 145V146H151ZM94 146V145H93ZM133 146V145H132ZM167 146H169L168 148V150L165 148V147H167ZM0 147H3V150H5V151H7L8 149V146H6L5 145V143L3 144V143H0ZM24 147V146H23ZM83 147H88V146H83ZM128 147V146H127ZM130 147V146H129ZM129 147H128V149H129ZM139 147V148H140ZM10 148V147H9ZM70 148V147H69ZM79 148V147H78ZM139 148H137V150L139 149ZM120 149V150H119ZM122 149H124V148H122ZM127 149V148H126ZM153 150H157L156 148H152ZM18 150H20V149H18L17 148V152H18ZM82 150V149H81ZM90 150V149H89ZM88 150V151H89ZM175 150V149H174ZM9 151H10V149H9ZM83 151V150H82ZM85 151V150H84ZM110 151V150H109ZM139 151V150H138ZM141 151V150H140ZM175 151H178L179 152V150H175ZM74 152V151H73ZM79 152V151H78ZM81 152V151H80ZM102 152H104V151H102ZM124 152H125V150H124ZM128 152V151H127ZM185 151H184V149H182V151L179 153L180 155H182L183 153H184ZM138 153V152H137ZM166 153V152H165ZM170 153V152H169ZM173 153H175V152H173ZM182 153V154H181ZM187 152H185V154H186ZM99 154L100 153H98L97 155H93V154H91L90 153V155L88 156V157H84V160H85V162H88L89 163V167H92V169L94 168V166H92L90 163L91 162H89V160H93V161H95V162H98L99 164L100 163H102V165H101V167H99L98 168V172H99V169H102V168H105L106 166H107V164H109V163H106V159L107 158H104V155H103V158L102 157H100L99 156ZM107 154V153H106ZM19 155V154H18ZM147 155H148V153H147ZM152 155V154H151ZM160 155V154H159ZM164 154H161V156H163ZM166 155V154H165ZM175 155V154H174ZM184 155V154H183ZM187 155V154H186ZM102 156V155H101ZM107 156V155H106ZM109 156V155H108ZM138 156H139V153H138ZM157 156V154L155 155V154H153L152 155V157H156ZM169 156V155H168ZM111 157V156H110ZM151 157V156H150ZM150 157L148 158V156H145V158H147L146 159V161H145V168H147L148 170H154V171H157V172H159L160 174H162L163 173V168H164V166H162V165H160V163H158V162H152V161H150ZM151 157V158H152ZM159 157V156H158ZM165 157V156H164ZM164 157L162 158V161L164 160ZM167 157V156H166ZM175 157V156H174ZM17 158V157H16ZM15 157L12 159V158H10V160H9V164H11V166L12 167H17V168H21V170L20 169H17V168H15L14 167V170H16L15 171V173L17 174L19 171H24L25 170V168L27 167V165H25V160H24V162H22V161H20V160H18V159H16ZM19 158V157H18ZM22 158V157H21ZM24 158V157H23ZM177 158V157H176ZM159 159H161V158H159ZM166 159V158H165ZM168 159V158H167ZM115 160V159H114ZM128 160V159H127ZM153 160H156V159H153ZM157 160H158V158H157ZM212 160V159H211ZM61 161V160H60ZM125 161V160H124ZM161 161V160H160ZM175 161V160H174ZM209 161V160H208ZM33 162V161H32ZM112 162V161H111ZM114 162V161H113ZM119 162V161H118ZM165 162V161H164ZM212 162V161H211ZM214 162V161H213ZM31 163V162H30ZM120 163V162H119ZM127 163V162H126ZM134 163V162H133ZM136 163V162H135ZM168 163V162H167ZM14 166H13V165ZM112 165H109V166H111L110 168H113L114 166H116L118 163H111ZM120 164H122L123 165V163H120ZM141 164V163H140ZM139 164V165H140ZM171 164H173V162L171 163ZM211 164H213V163H211ZM60 165H61V163H60ZM63 165V164H62ZM96 165V164H95ZM121 165V166H122ZM134 164H132V166H133ZM169 165V164H168ZM174 165V164H173ZM181 166V165H180ZM188 166V165H187ZM209 166H210V164H209ZM212 166V165H211ZM45 167H46V165H45ZM62 167V166H61ZM125 167H128V166H125ZM137 167V166H136ZM123 168H124V166H123ZM133 168V167H132ZM135 168V167H134ZM133 168V169H134ZM177 168H179V166H177L176 167V169ZM181 169H182V167H180ZM127 169V168H126ZM126 169H121L120 168V170H118V173L119 174H114L113 176H112V178H111V181H110V179L107 177V180L108 181H110V183H114V185L116 186V188L118 189V190H115V191H117V192H119V194L120 193H122L123 194V198H126V197H131V198H136V196L134 195V194H137L138 195V191L136 190V189H132V190H130V185H131V183L133 182V180H132V175H133V173H132V171H130V170H126ZM185 169H187V168H185ZM135 170V169H134ZM180 170V169H179ZM44 171V170H43ZM46 171V170H45ZM54 171L55 170H52L51 171V173H52V177H54V176H58V173H57V175H56V173H54ZM61 171V170H60ZM141 171V170H140ZM177 171V170H176ZM62 172V171H61ZM137 172V171H136ZM225 172V171H224ZM135 173V172H134ZM154 173V172H153ZM228 173V172H227ZM16 174H15V176H12V178L13 179H16L17 177H16ZM23 174H25V173H23ZM39 174V173H38ZM87 174V173H86ZM155 174V173H154ZM166 174V173H165ZM164 174V175H165ZM169 174H170V172H169ZM20 175V174H19ZM159 175V174H158ZM173 175V174H172ZM171 175V176H172ZM0 176H1V174H0ZM155 176V175H154ZM141 177V176H140ZM139 177V178H140ZM165 177V176H164ZM206 177V176H205ZM26 178V177H25ZM55 178V177H54ZM53 178V179H54ZM60 178V177H59ZM71 178H73L72 176H71ZM156 178V177H155ZM170 179H171V177H169ZM56 179V178H55ZM87 179V178H86ZM147 179V178H146ZM207 179V178H206ZM23 180V179H22ZM31 180V179H30ZM106 180V181H107ZM149 180H150V178H149ZM156 180H161V178L160 179H156ZM75 182H78L77 181V179H75L74 180ZM141 181V180H140ZM225 182H229V181H226V180H224ZM9 182V181H8ZM11 182V181H10ZM9 182V183H10ZM18 182V181H17ZM20 182V181H19ZM24 182V181H23ZM31 182H32V184H33V186H36V187H41L42 189L43 188H48V186L46 185V186H44L43 184H44V182L40 179V177H34L32 180H31ZM43 182V183H42ZM79 182H81V180L79 181ZM161 182V181H160ZM165 181H162L159 185H162L163 183H164ZM224 182V183H225ZM134 183V182H133ZM145 183V182H144ZM147 183H149V182H147ZM156 183H158V182H156ZM17 184V183H16ZM150 184V183H149ZM165 185H166V182L164 183ZM228 184H232V183H228ZM228 184H226V185H228ZM6 185H8V184H6ZM5 185V186H6ZM11 185V186H10ZM10 185H8L9 186V188L8 189H12V187H14V186H16V185H14L13 186V184H10ZM19 186H22V185H20V184H18ZM68 185V184H67ZM78 185V186H77ZM215 185H217L216 183H215ZM24 186V185H23ZM22 186V187H23ZM110 186H111V184H110ZM219 186V185H218ZM18 187V186H17ZM21 187V188H22ZM30 187V186H29ZM68 188L69 187H71V188H74V189H76L77 191H79V192H81L83 195H85V196H87V195H89L90 194V192L92 193V194H94V191H95V193L96 194H99V195H97L96 196V198H98V199H100V197H103V198H106L107 196L105 195V194H103V191H102V189H103V187H99V188H95V189H93L92 188V191H90L89 193H88V191L86 190L85 191V187H83L82 185H79L78 183H75L73 186H70V185H68L67 186ZM221 187V186H220ZM52 188V186H50V189ZM237 188V187H236ZM236 188H235V190H233L232 189V192H236ZM4 189V188H3ZM2 189V190H3ZM18 189V188H17ZM64 189H66V188H64ZM252 189H254L253 191H252V209H251V211H248V212H246V213H233V210H234V208L232 207L231 208V210L228 212V214L225 216V219H226V221L229 223V225L230 224H234V225H240V224H242L243 222H244V220H241L245 215H249V214H251V216H252V221L251 222H249V223H247V224H245V225H243V226H241L238 230L239 231H244L245 230V228L247 227L248 228V230H247V233H245L246 235H250L251 233H252V236H253V233L255 234V233H257L260 229H263V230H260L258 233H261V232H264V194H263V192H262V189L261 188H259V185H258V182L256 181V180H253L252 181ZM15 190V189H14ZM27 190V189H26ZM75 190V191H76ZM12 191V190H11ZM17 191V190H16ZM33 192H34V190H32ZM31 190H29L28 191V193L27 194H29V196H31V194L33 193ZM36 191V190H35ZM102 191V192H101ZM132 191V192H131ZM230 191V190H229ZM242 193H244L246 196H248L249 195V193H250V190H249V188L248 187H246V189L245 190H240ZM22 192H24V191H22ZM111 192V191H110ZM6 193V192H5ZM25 193V192H24ZM31 193V194H30ZM35 193H37L38 194V198H41V199H45V198H43V197H45V196H43L42 194L43 193H38V191H36ZM108 193V192H107ZM255 193H257V194H255ZM9 194V193H8ZM16 194V193H15ZM52 194V193H51ZM61 195V197L62 198H60L61 199V201H62V203L64 202V205H63V207L65 208V209H67V210H69L70 211V213H68V212H66V213H50L51 211H52V207H47V208H45V206L43 207L44 209L43 210H40L41 211V213H42V216H32L31 217V219H30V221H29V224L31 225V226H27V228L25 227V229H23L21 226H22V220L21 219H19L18 218V212L19 211H24V210H20V206L19 205H16V206H11L10 207V209H12V215H10L9 216V214L7 215L6 214V209L4 208H2V210L0 209V223L2 224V230L1 231H3V229L5 228V225H6V223H5V221H8V219H10V228L13 230H18L20 233H23V231L25 230L26 232L27 231H30L31 232V234H33V238H32V241H31V244L32 243H34V239H35V237L37 236V234H39V233H37V232H41L40 230L41 229H46V228H48L49 226H50V228H52V230H51V232H49L48 231V233L47 234H44V233H42L43 234V236L42 237H40V241H39V247H38V250L37 251H33L34 253H36V254H39V263L38 262H35L34 261V258H33V256H30L29 258H27V259H25V260H23L22 262H19L18 264H66V263H72V264H88L87 262L88 261H93V262H96L97 264H111V263H109V261H106V260H109L110 258H112L113 257V255H115L114 257L116 258V251H114V250H109V249H107L106 247H108L109 245H112V246H115V244H118L120 241H119V239H120V237H122V242H120L121 244H120V246H118V247H120V248H122V249H120V254L122 255L120 258H123V262L122 263H120V264H188V263H191V262H196V260H197V258H199V257H201L203 260H205V262H203V260H202V263H208V264H264V256L263 257H261L260 259L258 258V257H256V256H251L248 252H247V250H246V248L244 247V241L243 240H245V237L243 236V237H241L239 234H233L232 232H231V230H230V228H227V226H228V224L227 223H225V222H223L224 224H223V228L222 229H220V228H214L213 229V227H212V222L211 221H214L216 218H217V215L214 213V211H211L210 209H208V212L207 213H209V211H211L212 213L210 214L211 215V218L209 219V221H206V217L205 216H202L201 214L199 215L198 214V209L197 208H186V202H183L182 204L184 205L183 207H184V209H186L185 211H188L190 214H193V216H194V218H196V220H198V221H201V223L203 224V227L204 228H206V230H210L211 231V233H209V235H206V237L205 238H197L196 239V235H192V233H190L189 231H188V229H184V233H180V234H178V235H176L175 234V231L178 229V227L179 226H182V225H184V226H186L187 228H188V223H187V221H190V216H189V213L187 214L188 216H189V218H187V216H185V215H183V214H181V211L180 212H173V209H171V213H173V214H176V215H171V216H173V217H169V218H166L167 220H169L172 224H177V225H172L171 223H170V225H169V227L168 228H170V230H167L166 229V227L165 226H163V227H160V228H158V229H150V230H148L147 229V231L146 232H144V231H142L143 229H135V228H133V229H131V228H129V229H123L121 226V223L122 222H120V224L119 225H121V226H119L118 225V227H120V229H121V232H123V234L125 235V237H123V236H121L120 234H117V233H115L114 232V228L110 225V224H108V223H105V222H103L104 220H107V219H109V216H112V215H110V214H113V216H112V218L114 217H117L118 215H120L122 212H124L125 210V206L123 207V206H121L120 204V206L119 207H121L122 209H123V211H121L122 209H120L119 211H121L120 213H118L117 211H114L115 210V208H113V205H115V204H111V203H109V206H112V208H110L109 207V209L110 210H108V211H110V212H108L107 211V209H106V211L107 212H105V213H100L99 214V218L101 219V221H102V223L100 224L101 226H102V229L100 230V231H97V232H89L88 233V236H86L84 233H83V237H86V238H84V239H82V241H81V248L82 249H80V253H85V255H84V253H83V255H84V257L86 256V258H89V260H84L82 257H79L78 255H77V260H75L74 258L75 257H72V256H67V255H64V252H65V250H66V248H68V245H69V247H71L72 246V243L71 242H73V241H76L77 242V235H78V233L79 232H81V230H79V229H82V230H86V229H90L91 227H90V223L89 222H87L85 219H84V217H88V216H90L89 214H87V212H86V214H84V215H86V216H84L83 214H80V211H81V209L82 208H85V207H87V209L92 205V203L88 200H86V199H84L83 197H80V196H78V197H69V196H66L65 194H63L62 192L60 193ZM63 194V195H62ZM103 194V195H102ZM1 195V194H0ZM2 195H4V194H2ZM13 195V194H12ZM33 195V194H32ZM143 195V194H142ZM259 195V196H258ZM115 196V195H114ZM49 197V196H48ZM260 197V198H259ZM11 198V197H10ZM13 198V197H12ZM23 198H25V195L23 194ZM53 198V197H52ZM90 199V198H89ZM102 199V198H101ZM0 200L1 201H3V196H0ZM10 199H8V201H9ZM51 200V199H50ZM73 200V201H72ZM162 200V199H161ZM196 201H200L201 199L200 198H196L195 199ZM15 201H16V197H15ZM15 201H14V204H15ZM51 201H53V200H51ZM214 201V200H213ZM219 201L220 200H218V199H216L214 202L216 203V204H219ZM33 202V201H32ZM50 202V201H49ZM53 202H56L55 200L53 201ZM97 202V201H96ZM113 202V201H112ZM2 203H4V201L2 202ZM12 203V202H11ZM52 205H55V204H53L52 202H50ZM58 203V202H57ZM95 203V202H94ZM261 203H263V204H261ZM10 204V203H9ZM13 203H12V205H14ZM41 204H43V203H41ZM254 204V205H253ZM67 205L69 206V207H67ZM1 206L2 207H6L4 204H1L0 205V208H1ZM56 206H57V204H56ZM56 206H55V208H56ZM67 208H66V207ZM100 206V205H99ZM190 206H192L191 204H190ZM30 207V206H29ZM116 207V206H115ZM118 207V206H117ZM137 207V208H136ZM135 207V209L137 210V211H139L140 213H138L137 212V214L136 215H134L135 217V219H138L137 218V216H140V215H144V214H148V212L147 211H149V212H155V210L154 211H152L151 210V208H149V207H147L146 206V208L145 209H143V208H141V207H138V206H136ZM31 208V207H30ZM61 208V207H60ZM107 208V207H106ZM131 208V207H130ZM201 208H203V206L201 207ZM100 209V208H99ZM103 209H105V208H103ZM143 210V211H145L144 212V214H141V211L140 210ZM214 210H215V207L213 208ZM9 210V209H8ZM55 210V209H54ZM117 210V209H116ZM130 210V209H129ZM128 210V211H129ZM158 210V209H157ZM220 210H222V211H224V208L223 207H220ZM39 211V212H40ZM82 211H84V210H82ZM111 211H113V212H111ZM133 211V210H132ZM217 211V210H216ZM215 211V212H216ZM8 212V211H7ZM44 212V213H43ZM157 212V211H156ZM161 212V211H160ZM91 213V212H90ZM107 213V214H106ZM126 213H128V212H126ZM133 213V212H132ZM52 214H53V220H52ZM101 214H104V215H101ZM130 214V213H129ZM88 215V216H87ZM95 215H98V214H95ZM161 215H162V213H161ZM96 217V216H95ZM124 217V216H123ZM133 217V216H132ZM167 217V216H166ZM8 218V219H7ZM113 218V219H114ZM125 218V217H124ZM134 218H131V220H130V218H129V220L130 221H133V219ZM164 218V217H163ZM100 219H98V220H100ZM126 219V218H125ZM49 220H51V223H49ZM98 220H96L97 222H99ZM122 220V219H121ZM127 220H128V218H127ZM187 220V221H186ZM229 220H230V222H229ZM109 221V220H108ZM158 221V220H157ZM110 222V221H109ZM116 222H117V220H116ZM119 222V221H118ZM124 222V221H123ZM127 222V221H126ZM136 222V221H135ZM135 222H134V224H135ZM138 222V221H137ZM75 223H78V226H77V230L75 229V226H74V224ZM132 224H133V222H131ZM212 223V224H211ZM222 224V223H221ZM63 225V226H62ZM93 226L94 225H96V224H92ZM113 225H115V224H113ZM127 225V224H126ZM175 226H177V227H175ZM115 227V226H114ZM117 227V226H116ZM139 227V226H138ZM146 227V226H145ZM154 227V226H153ZM50 230V229H49ZM118 230V229H117ZM0 231V232H1ZM24 231V232H25ZM120 233V232H119ZM206 233H208V232H206ZM15 235H18L17 233L15 234ZM48 235H50V238H49V240H48ZM79 236H80V234H79ZM134 236H136V237H139V238H135ZM82 237V236H81ZM129 237V238H128ZM201 237V236H200ZM214 237V238H213ZM7 238H8V235L7 234H3V235H0V243H4L6 240H7ZM16 239H17V237H15ZM247 238H250V237H247ZM79 239H80V237H79ZM88 240V241H87ZM129 240V241H128ZM191 242V243H190ZM78 243V242H77ZM241 243V244H240ZM24 245H25V241H21V240H18L17 239V241L16 242H14V243H12L10 246H7V247H0V264H10L11 262H12V264H13V261L14 260H16V258H18L17 256H19V255H21L22 253H26L27 252V248H23L24 247ZM119 245V244H118ZM192 245H194V247H195V250L192 248ZM75 246H79V245H74L73 247H75ZM80 246L78 247V248H80ZM27 247H29V246H27ZM72 247V248H73ZM77 248V249H78ZM137 248H140V249H137ZM76 249V251L78 252V250ZM137 249V250H136ZM192 251V253L189 255V256H186V257H184L183 255H181V253H187V252H189V251ZM30 251H32V250H30ZM29 251V252H30ZM67 252V251H66ZM71 253H73L72 252V250L70 251ZM116 252V253H115ZM30 253H32V252H30ZM115 253V254H114ZM54 254V255H53ZM31 255V254H30ZM65 256V257H67V259H68V257H70V261L71 262H69V261H67L66 259H62V258H60V257H62V256ZM187 255V254H186ZM63 256V257H64ZM119 256V255H118ZM71 258H73V259H71ZM85 258V259H86ZM118 259H119V257H118ZM177 259V261L175 262V260ZM87 261V262H86ZM106 261V262H105ZM119 261H120V259H119ZM149 263H148V262ZM17 262V261H16ZM115 262H117V261H115ZM15 263V262H14ZM89 264H91V262H89ZM113 264V263H112ZM115 264V263H114ZM116 264H118V262L116 263ZM195 264V263H194Z\"/></svg>", "mask_w": 264, "mask_h": 264}, {"label": "water", "instance_id": "95a60500", "mask_svg": "<svg viewBox=\"0 0 264 264\" xmlns=\"http://www.w3.org/2000/svg\"><path fill=\"white\" fill-rule=\"evenodd\" d=\"M1 37L8 45L22 53L28 55L41 53V49L35 45H32L27 40L26 33L22 30H17L13 32L5 31L1 34Z\"/></svg>", "mask_w": 264, "mask_h": 264}]
</instances>
